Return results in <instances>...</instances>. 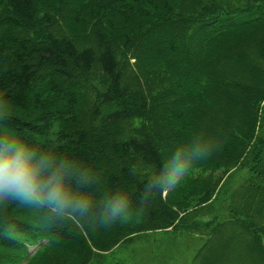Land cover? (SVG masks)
<instances>
[{"label":"trees","instance_id":"trees-1","mask_svg":"<svg viewBox=\"0 0 264 264\" xmlns=\"http://www.w3.org/2000/svg\"><path fill=\"white\" fill-rule=\"evenodd\" d=\"M86 2L78 7L79 0H0V6L4 5L9 11V15L0 17V96L10 102L17 131L24 134L27 130L29 135L24 138L42 146L56 142L59 151L98 171L105 190L123 189L135 205L145 178L130 175V168L135 166L137 159L147 166H159L163 154L157 145L167 148L172 144L158 131L156 135L122 141L111 136L112 127L130 114L128 109L118 106L122 75L115 51L118 37L114 26L119 21L133 22L136 24L133 47L143 56H184L182 67L177 69L178 82L172 91L180 103L190 98L205 109L214 105L213 108L226 115L211 132L219 141H224L218 151L219 158L214 156L198 162L193 170L214 168L220 165L219 161L237 165L240 159L251 158L252 175L248 178L247 189L258 194L255 210L264 212V0H255L251 6L238 11L211 12V18L198 21L182 44V37L171 42L160 40L164 30L174 25L170 0ZM80 8L96 40L98 56L92 47L79 50L63 34L47 33L38 42L26 36L20 38L16 33H25L34 26L35 16L41 10H51L58 20L70 26L82 20L78 13ZM53 22L56 24L54 19ZM216 49L244 80H224L201 69L204 63L199 53L212 50L213 54L218 51ZM95 63L109 79V87L93 111L96 119L100 113L102 118L98 124L99 134L93 136L76 114L77 90L69 67L90 71ZM103 107L110 108L102 113ZM170 118L182 126V134L177 138L180 144L198 130L205 134V130L194 127L193 121L189 126L193 117L189 118L183 109H172ZM8 215L19 231L13 238L0 235V264L28 261L27 246L38 242L45 243L39 250L56 247L74 255L81 264H89L122 242H130L143 230L173 231L177 225V215L167 208L161 196L156 197L151 208L133 211L110 229H63L55 243L49 242V234L30 210L13 206ZM253 220L259 219L253 215ZM250 232L247 250L251 257L257 258L252 260L264 264V226L258 230L250 228Z\"/></svg>","mask_w":264,"mask_h":264},{"label":"rangeland","instance_id":"rangeland-1","mask_svg":"<svg viewBox=\"0 0 264 264\" xmlns=\"http://www.w3.org/2000/svg\"><path fill=\"white\" fill-rule=\"evenodd\" d=\"M253 1L255 0H170L174 25L173 28L164 30L160 40L169 39L171 42L182 37V44L187 41L191 29H195L198 21L211 18V12L217 11L216 14H219L225 9L238 11L251 6ZM85 3L86 0H79L78 7ZM78 13L82 20L67 26L51 10H41L35 16L34 26L25 33H16L20 38L26 36L38 42L47 33L55 36L63 34L79 50L92 47L98 56L96 40L86 24L85 13L81 8ZM6 15H9L7 8L0 6V17ZM135 26L133 22L124 24L122 21L114 26L118 37L115 51L122 75L118 106L128 109L130 114L119 120L110 132L111 136L122 141L156 135L158 131L172 144L167 148L162 144L157 145L164 160L176 148L175 144L179 145L181 142L177 138L182 134V126L171 120L172 109H183L185 114H189V118L193 117L189 126L194 122L195 128H201L205 130V135L213 137L215 135L211 132L219 127L226 115L220 109L213 108L214 105L205 109L190 98L180 103L177 94L172 91L178 82L177 69L182 67L184 56H143L133 47ZM211 52L212 50L199 53L204 63L201 65L203 71L224 80H244L243 75L238 76L229 61L222 57L220 50L213 54ZM69 68L77 90L76 114L85 130L95 136L99 134L98 124L102 118L100 113L96 119L93 111L99 106L100 96L108 89L109 79L98 63L90 71ZM108 108L110 107H103L102 113ZM93 130L97 132H92ZM214 156L219 158L218 152L212 157ZM219 164L206 170H192L174 191L161 196L167 208L177 215L175 230H143L130 242H122L110 252L100 254L89 264H260L252 260L257 258L251 257L247 250L248 239L251 237L250 228L258 230L264 226V212L255 210L259 203L258 194L250 193L247 189L248 178L252 175L251 158H242L237 165H226L222 161ZM134 165L140 169V174L136 175L139 179L146 178L147 173L158 167L144 165L138 159ZM253 215L259 220H253ZM41 245L44 246L45 243L28 245L29 260L16 264H81L74 255L70 256L56 247L39 250Z\"/></svg>","mask_w":264,"mask_h":264},{"label":"clouds","instance_id":"clouds-1","mask_svg":"<svg viewBox=\"0 0 264 264\" xmlns=\"http://www.w3.org/2000/svg\"><path fill=\"white\" fill-rule=\"evenodd\" d=\"M9 100L0 96V235L13 238L18 226L13 206L30 210L37 223L58 242L61 230L110 229L133 211L152 207L157 196L174 191L198 162L220 151L224 141L198 130L179 144L154 171L146 174L135 205L123 189L105 190L102 175L58 150L42 146L17 131ZM129 174H140L137 167Z\"/></svg>","mask_w":264,"mask_h":264}]
</instances>
